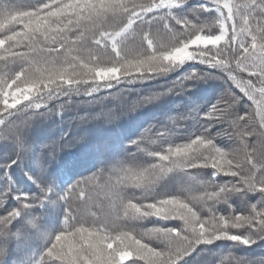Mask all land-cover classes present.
Returning a JSON list of instances; mask_svg holds the SVG:
<instances>
[{"label":"snow or ice","instance_id":"obj_1","mask_svg":"<svg viewBox=\"0 0 264 264\" xmlns=\"http://www.w3.org/2000/svg\"><path fill=\"white\" fill-rule=\"evenodd\" d=\"M169 95L190 105L66 188L55 148L24 167L37 117L113 124ZM0 143V264L45 201L63 226L36 264H264L237 251L264 241V0H0Z\"/></svg>","mask_w":264,"mask_h":264},{"label":"trees","instance_id":"obj_2","mask_svg":"<svg viewBox=\"0 0 264 264\" xmlns=\"http://www.w3.org/2000/svg\"><path fill=\"white\" fill-rule=\"evenodd\" d=\"M187 65L181 71L187 69ZM178 74V73H177ZM172 77H169L171 79ZM158 83V82H152ZM217 88L214 83L201 85L193 93V97L199 101H210L214 98ZM113 101H108V104H113ZM190 105V101L185 96H167L155 104L146 106L145 108L121 116L119 120L113 124H107L103 120L95 121L88 126H77L75 123L69 124V117L72 112L64 113L63 116L37 117L33 126L28 131V142L31 145L32 152L25 161L24 167L31 168V162L41 155H46V151L51 148L57 150L58 156L52 162V170H61V177L58 182V190L66 188L79 176L84 175L99 166L102 160L110 159L117 153L121 152L127 141L137 137L140 132L150 123L163 121L166 115L174 114L181 111ZM83 110V109H81ZM95 109H93L94 111ZM193 130L191 122L187 127L181 130V137L186 136ZM68 133L72 137L80 136L85 133L88 135V141L84 144H76L72 147H65L60 151V137ZM55 141V143H52ZM5 151L9 154L4 155ZM11 147L4 143H0V163L12 158ZM66 169V170H65ZM34 172L35 168H31ZM2 172V169H0ZM21 172V167L12 166L11 173L13 178L20 182V186L30 188L32 185L23 183V176H17ZM45 203L39 206L35 211L41 215L45 208ZM62 206L53 203L48 216L47 222L52 224L53 231L56 233L62 228ZM218 245L227 247L231 242H217ZM260 244L253 245L252 249L238 248L237 251L241 254H260ZM207 257H201L195 261V264H203Z\"/></svg>","mask_w":264,"mask_h":264},{"label":"rangeland","instance_id":"obj_3","mask_svg":"<svg viewBox=\"0 0 264 264\" xmlns=\"http://www.w3.org/2000/svg\"><path fill=\"white\" fill-rule=\"evenodd\" d=\"M116 154H117V152H116ZM15 230H14V234L10 238L7 254H33V252L29 251L28 250L29 248L26 247L27 239H22ZM46 235L43 234V237H40L41 239H39V240L44 241ZM43 250L44 249L41 247V250H40L39 254Z\"/></svg>","mask_w":264,"mask_h":264}]
</instances>
